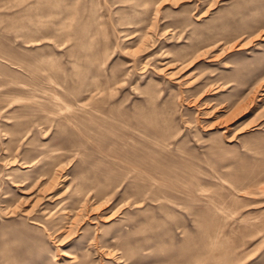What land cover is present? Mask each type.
<instances>
[{
  "label": "rangeland",
  "instance_id": "374dc122",
  "mask_svg": "<svg viewBox=\"0 0 264 264\" xmlns=\"http://www.w3.org/2000/svg\"><path fill=\"white\" fill-rule=\"evenodd\" d=\"M263 31L264 0H0V264H264Z\"/></svg>",
  "mask_w": 264,
  "mask_h": 264
},
{
  "label": "bare ground",
  "instance_id": "6f19581e",
  "mask_svg": "<svg viewBox=\"0 0 264 264\" xmlns=\"http://www.w3.org/2000/svg\"><path fill=\"white\" fill-rule=\"evenodd\" d=\"M260 31V30H259ZM261 33V32H260ZM259 34V33H258ZM259 35H264V31L261 33V34H259ZM262 38H264V37H262ZM202 48H199V49H197V50H195L194 52H193V54L192 55H194V58H197L198 57V55L199 54H201L202 53ZM191 55V56H192ZM264 85V84H263ZM53 96V98L56 100V96H54V95H52ZM14 99H17L18 97H13ZM68 108V107H67ZM226 127V126H225ZM51 152H52V150L51 151H49L47 154H51ZM14 159H16L15 157H14ZM27 182V184H26V186L25 187H28V186H33V185H36V193H37V195H35V200L34 201H36V200H38L39 198H41L42 196H46V195H43L42 193L45 191V190H48V188H51V187H53V186H55V185H57L58 184V182H57V180H56V176L55 175H53V174H49L48 176H46V177H43V178H40V177H37V178H35V179H33L32 181H26ZM21 184H23L22 182L20 183V185ZM49 197H50V195H49ZM34 203V202H33ZM88 207V206H87ZM68 212V211H67ZM96 213V212H95ZM75 216H77V215H75ZM67 231H69V229L67 230ZM59 232V231H58ZM73 258H74V256H70V259H71V261H73Z\"/></svg>",
  "mask_w": 264,
  "mask_h": 264
}]
</instances>
